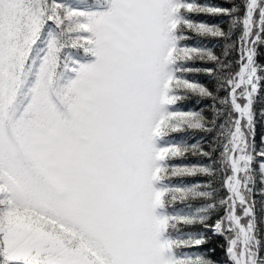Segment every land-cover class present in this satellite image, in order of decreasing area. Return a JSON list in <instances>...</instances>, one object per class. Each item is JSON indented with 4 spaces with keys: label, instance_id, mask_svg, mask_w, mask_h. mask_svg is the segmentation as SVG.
Returning <instances> with one entry per match:
<instances>
[{
    "label": "snow or ice",
    "instance_id": "1",
    "mask_svg": "<svg viewBox=\"0 0 264 264\" xmlns=\"http://www.w3.org/2000/svg\"><path fill=\"white\" fill-rule=\"evenodd\" d=\"M237 12L195 0H0V264H217L198 251L205 234L185 230L197 226L224 239L227 264H264L253 111L264 0ZM190 14L231 17L228 31ZM189 32L224 40V58L187 45ZM192 98L204 106L181 110ZM186 132L215 134L210 150L173 136ZM188 154L210 162L171 163ZM185 177L199 179L173 183Z\"/></svg>",
    "mask_w": 264,
    "mask_h": 264
},
{
    "label": "trees",
    "instance_id": "2",
    "mask_svg": "<svg viewBox=\"0 0 264 264\" xmlns=\"http://www.w3.org/2000/svg\"><path fill=\"white\" fill-rule=\"evenodd\" d=\"M195 3L200 4L202 6H210V7H225L231 8L236 7L238 12L234 15L242 17L244 12V0H195ZM190 18L194 22H203L209 25L216 24L223 28L225 31H228L229 22L231 17L227 16H213L210 14H190ZM191 39L186 41L185 43L189 46L195 47H206L212 49L216 55L221 56L223 59V51L225 46V41L220 38H212V37H200L195 35L194 33H187ZM241 35V28L237 26V28L232 30V36L229 40V43L235 45V47L231 50L228 59L232 62L233 68H235L236 60L239 55V37ZM257 63L264 65V45H257ZM193 67H204L205 65L200 64L199 62L192 64ZM189 80L194 82H200L202 84H207L209 78L204 74H188L187 77ZM204 105L202 103H197L195 98L186 100L179 105L181 110H199ZM264 110V89H261L259 95L256 97L254 102L253 111L255 113V146L257 151L264 147L261 144V139L264 138V117L260 115L261 111ZM205 111L207 108L205 107ZM215 134H207L200 132H186V133H177L173 134L174 138L177 141L183 140L189 144L196 142L199 140L201 145L205 151L210 150V146L212 145V141ZM210 161L206 157L202 156H193L188 154L184 158H177L171 163L177 165H201L204 163H209ZM199 178H175L173 183L182 186V185H190L196 182ZM257 195L255 196V212L257 216V225H258V237L264 241V200L261 199L259 193V186L256 187ZM191 204L192 209L194 210L196 206H198V202L190 201L184 204L178 203L176 205L177 210L181 208H187L188 205ZM214 222V221H210ZM186 231H194V232H203L206 236L207 243L202 246L198 251L200 254H204L207 256H211V258L217 262V264H227L226 256H225V247L226 242L222 237L214 235L211 231L205 230L199 226L192 229H185ZM192 251H196L195 249Z\"/></svg>",
    "mask_w": 264,
    "mask_h": 264
}]
</instances>
